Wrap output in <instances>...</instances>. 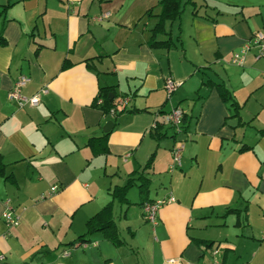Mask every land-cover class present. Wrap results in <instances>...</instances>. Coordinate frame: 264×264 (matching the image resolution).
<instances>
[{
    "label": "crops",
    "instance_id": "0c3cea01",
    "mask_svg": "<svg viewBox=\"0 0 264 264\" xmlns=\"http://www.w3.org/2000/svg\"><path fill=\"white\" fill-rule=\"evenodd\" d=\"M160 1L0 0V264H264V58L233 61L264 32V0H182L171 48L150 44ZM21 75L23 95L47 88L38 105L10 98ZM102 87L129 99L118 116L95 105ZM173 108L187 116L179 135ZM151 157L149 199H176L156 224L132 187L128 202L112 194ZM7 201L18 226L3 220ZM109 204L121 243L97 231L79 245Z\"/></svg>",
    "mask_w": 264,
    "mask_h": 264
},
{
    "label": "trees",
    "instance_id": "16d2710c",
    "mask_svg": "<svg viewBox=\"0 0 264 264\" xmlns=\"http://www.w3.org/2000/svg\"><path fill=\"white\" fill-rule=\"evenodd\" d=\"M191 1V0H189ZM161 11L157 15L158 20L154 27L152 28V36L150 40L151 46L154 47H166L171 48L175 45L171 35L165 30V24L167 21H175L176 19L180 18L183 12V1L182 0H161ZM148 14H151L148 12ZM196 14V12H195ZM168 35L167 39L160 40L158 39L159 35ZM6 43L5 38L0 35V45H4ZM89 60H87V64L89 67H91V64L88 63ZM207 84H213L206 82ZM217 88L219 89V92L225 99H231V95L222 84H217ZM100 94L97 100L95 101V105L99 107L105 115H110L111 111L114 110V117L118 116L123 111H118L117 103L115 101V96H113V92L110 90L109 87H102L100 89ZM112 93V94H111ZM101 100L100 103H98V100ZM145 109H129L128 112H135V111H142ZM126 111V110H125ZM187 122V116L184 114L183 116V130L184 132L187 130L186 123ZM156 130L154 133V137L157 139H162L163 137L167 136L166 134L159 132V122H156ZM108 134H105L103 137H98L97 139H106ZM152 157L149 159V161L144 165V167L141 170H137L133 173H131V177L127 180L126 184L123 186H116L112 192L113 197L117 198L121 202H128L127 201V192L128 190L133 187L136 184V181H140V184L138 185L139 191L141 196L143 197V201L141 203L146 204L149 202H152L151 199H149V190H150V178L148 177V170L152 166ZM1 163V162H0ZM137 174V177H134ZM88 232L81 236L79 240L81 242H87L85 236L87 234H91L93 232L100 231L102 232L107 238H110L113 242L116 244L121 243V240L119 239L117 230H116V224L115 221L111 217V204H109L103 211L99 212L95 216H93L87 223Z\"/></svg>",
    "mask_w": 264,
    "mask_h": 264
},
{
    "label": "built area",
    "instance_id": "2783aa9c",
    "mask_svg": "<svg viewBox=\"0 0 264 264\" xmlns=\"http://www.w3.org/2000/svg\"><path fill=\"white\" fill-rule=\"evenodd\" d=\"M256 48V58H264V32L257 31L253 33L247 41L243 44L241 50L239 52H235L233 54V61L236 63L242 64L245 60L246 55L252 50ZM30 77L27 75H21L14 83L13 88L11 89L9 96L11 99L16 100L20 106H24L27 104L30 105H38L40 102V93H46L48 90L47 88H42L40 93H36L32 96H25L22 94V89L30 82ZM177 84L172 80H168L167 82V91L168 96H171L173 91L175 90ZM129 99L122 97L118 100L117 108L120 105L127 104ZM101 100L98 101L100 103ZM114 114V110L111 111V115ZM183 116L184 112L180 108H173L170 112L165 115V120L168 122L170 127L175 131V135H179L184 133L183 130ZM156 128V123L153 125V128ZM184 149V144L180 143L173 147L172 149V157H173V164L170 166L171 169L176 168L177 166L181 165L182 159V152ZM58 189L57 186H53L51 188L52 191H56ZM176 199L173 195L163 197L157 200H153L152 202L146 203L144 207L145 217L148 221L153 224L157 222V215L159 209L168 203L175 202ZM3 220L6 225L11 228L18 226L21 221V214L17 212L13 205L10 204L9 201L6 202L5 210L2 214ZM79 245L87 246V242H80ZM217 253V251H215ZM64 256L69 255V251H64ZM3 255L0 256V260L3 259ZM174 263H177L178 260L174 259Z\"/></svg>",
    "mask_w": 264,
    "mask_h": 264
},
{
    "label": "water",
    "instance_id": "95a60500",
    "mask_svg": "<svg viewBox=\"0 0 264 264\" xmlns=\"http://www.w3.org/2000/svg\"><path fill=\"white\" fill-rule=\"evenodd\" d=\"M114 125L115 123L113 120H108L104 126V131L109 132L114 127Z\"/></svg>",
    "mask_w": 264,
    "mask_h": 264
},
{
    "label": "rangeland",
    "instance_id": "374dc122",
    "mask_svg": "<svg viewBox=\"0 0 264 264\" xmlns=\"http://www.w3.org/2000/svg\"><path fill=\"white\" fill-rule=\"evenodd\" d=\"M188 5H189V4H187V5L185 4V6H188ZM185 6H184V7H185ZM184 7H183V8H184ZM130 190H131V191H130L131 193H132V191H134L135 193H137V195H138L139 197H141V194H140V191H139L138 187L134 186V187H132ZM130 192H129V193H130ZM149 194H150V193H149ZM148 197H149V196H148ZM138 209H140V208H138Z\"/></svg>",
    "mask_w": 264,
    "mask_h": 264
}]
</instances>
